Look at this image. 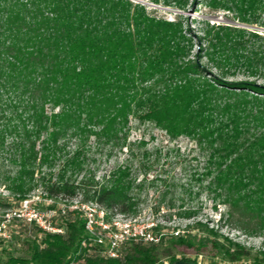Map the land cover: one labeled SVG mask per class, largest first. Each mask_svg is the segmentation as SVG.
I'll list each match as a JSON object with an SVG mask.
<instances>
[{
    "label": "trees",
    "instance_id": "trees-1",
    "mask_svg": "<svg viewBox=\"0 0 264 264\" xmlns=\"http://www.w3.org/2000/svg\"><path fill=\"white\" fill-rule=\"evenodd\" d=\"M149 1L181 9L188 3ZM211 1L218 7L223 0ZM228 1L244 23L264 10V0ZM210 30L206 56L220 75L191 57L180 16H153L140 1L0 0V179L16 197L14 205L40 189L50 197L81 195L136 214L143 183L137 182L138 172L149 168L142 161L133 166L132 160L140 149L144 159L153 153L144 140H127L130 121L137 119L152 122L170 139L195 141L205 155L195 178L205 181L201 189L213 194L214 205H226L227 215L244 229H264V84L225 80L232 68L264 80V50L254 45L261 37L239 27ZM91 137L96 146H108V153L126 148L128 155L101 180L90 168ZM161 182L167 185L165 178ZM175 202L172 194L167 207L176 210L170 216H195L193 208ZM83 237V221L71 219L65 235L43 234L39 243L31 242L27 256H10L7 264H75L85 251L91 253L85 264L155 262L148 247H131L134 243L119 259L103 258L93 246L82 249ZM177 261L197 264L191 258L169 264Z\"/></svg>",
    "mask_w": 264,
    "mask_h": 264
},
{
    "label": "rangeland",
    "instance_id": "rangeland-1",
    "mask_svg": "<svg viewBox=\"0 0 264 264\" xmlns=\"http://www.w3.org/2000/svg\"><path fill=\"white\" fill-rule=\"evenodd\" d=\"M132 1L142 2L147 11L156 17L176 20L180 16L186 34L191 39L190 55L196 58L208 73L220 75V71L206 56L210 46V35L206 31L215 30L218 25L245 28L257 33L261 39L255 41L254 45L259 50H264L262 8L254 13L253 16L257 19L251 20L253 23H244L234 2L228 0H223L218 7H213L211 0H188L183 9L162 3L155 4L149 0ZM245 78L264 84V80L258 76H247L243 68H232L225 74V80ZM127 140L133 143L144 140V148L153 152L144 159L141 158L140 149L136 151L138 156L132 160L133 166L142 161L144 168L149 170L147 174L143 173L142 168L138 172L137 182L143 180L140 190L141 203L138 212L129 216H139L144 223L155 224L153 230L160 234V241L156 244L134 243L130 245L131 247L138 245L148 247L154 256V264H169L173 258H191L197 264H253L256 260L264 263V229H254L255 231H252L251 227L244 229L227 215L226 205H214L218 202L217 199L214 200L213 194L208 195L201 189L205 181L199 182L195 179L203 171L205 163L204 152L195 141L185 136L170 139L152 122L137 119L130 121ZM87 143L86 149L93 153L94 161L90 163V168L95 172V180H101L106 170L123 163L128 157L126 148L122 150L115 148L108 153V146H96L93 137ZM163 178L166 179L167 185L172 183L174 185L167 186L161 182ZM38 192H41L40 189L30 192L29 195ZM163 194L166 195L164 201L160 203ZM172 194L175 196L176 206L193 208L196 211L195 216L191 218L170 216L169 212L176 210V207L175 209L167 207ZM77 197L81 198V195ZM15 198L0 179V214L14 206ZM158 205L160 210L156 212L154 206ZM55 220L59 222L60 217L56 216ZM6 228L11 237L0 239V264H7L10 256H27L31 242L36 239L39 243L43 238V234L39 239L35 229H28L21 222L11 221L6 224ZM210 228L214 230V234L208 231ZM179 235H184L187 241H180ZM89 254L91 256L89 251H85V257ZM84 258L75 264H85Z\"/></svg>",
    "mask_w": 264,
    "mask_h": 264
},
{
    "label": "built area",
    "instance_id": "built-area-1",
    "mask_svg": "<svg viewBox=\"0 0 264 264\" xmlns=\"http://www.w3.org/2000/svg\"><path fill=\"white\" fill-rule=\"evenodd\" d=\"M56 216L60 217L59 222ZM74 218L83 221L81 246L97 248L103 258L119 259L123 248L132 243L160 241V234L153 230L155 224L144 223L139 216H129L78 197H50L42 192L28 195L0 214V239L11 237L6 228L11 221L38 229L40 239L42 234L65 235L66 222Z\"/></svg>",
    "mask_w": 264,
    "mask_h": 264
},
{
    "label": "water",
    "instance_id": "water-1",
    "mask_svg": "<svg viewBox=\"0 0 264 264\" xmlns=\"http://www.w3.org/2000/svg\"><path fill=\"white\" fill-rule=\"evenodd\" d=\"M180 263H182L181 261H177L175 264H180Z\"/></svg>",
    "mask_w": 264,
    "mask_h": 264
}]
</instances>
